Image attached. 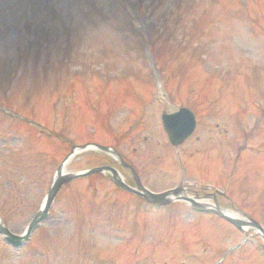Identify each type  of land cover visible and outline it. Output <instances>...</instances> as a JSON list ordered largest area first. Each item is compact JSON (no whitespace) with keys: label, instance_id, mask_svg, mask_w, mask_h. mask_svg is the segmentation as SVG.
Wrapping results in <instances>:
<instances>
[{"label":"rangeland","instance_id":"obj_1","mask_svg":"<svg viewBox=\"0 0 264 264\" xmlns=\"http://www.w3.org/2000/svg\"><path fill=\"white\" fill-rule=\"evenodd\" d=\"M181 106L197 125L175 148L160 114ZM0 109L13 234L71 146L89 143L112 146L150 191L183 186L264 229V0H0ZM98 166L136 187L99 150L66 173ZM0 264H264V242L184 201L119 191L105 172L63 184L20 249L0 237Z\"/></svg>","mask_w":264,"mask_h":264},{"label":"water","instance_id":"obj_2","mask_svg":"<svg viewBox=\"0 0 264 264\" xmlns=\"http://www.w3.org/2000/svg\"><path fill=\"white\" fill-rule=\"evenodd\" d=\"M162 120H163V126L164 129L166 130V132L168 133L169 136V140L171 141L172 144L177 145L179 143H181L192 131L194 128V117L193 114L185 109V108H180V110L174 114H170V115H163L162 116ZM93 147H97L99 150L104 151V152H108L110 151V148L108 147H102V146H97V145H93ZM84 147H79V149H82ZM73 151H71L65 158V160L72 154ZM64 160V161H65ZM103 171H108L111 174L116 175V170L112 167H97V168H93L91 170L82 172V173H77V174H66V175H62L59 172V169L57 170V176L55 177V179L52 182V185L48 191V194L44 200V204L42 206V208L40 209V211L34 216V218L32 219V221L30 222L28 228H27V234L30 232V230L34 227V225L41 221L47 212V209L49 207V205L51 204L54 195L56 194V192L58 191V189L60 188V186L77 177V176H81V175H88L91 173H97V172H103ZM114 181L126 188L129 189V187H127L126 185H124L123 183H121L118 179H114ZM179 191V189H175L172 191H168L167 193H177ZM153 196V195H152ZM155 196V195H154ZM190 202L194 203L195 202L191 199H188ZM196 205V204H195ZM221 215V214H220ZM224 218H226L228 221L236 224V225H240L242 224H247L245 222H240V221H236L234 219H231L229 217L224 216ZM0 233H4L7 235V240L11 241L13 243L19 244L21 237L19 236H15L13 234H10L9 232H7L1 225H0Z\"/></svg>","mask_w":264,"mask_h":264},{"label":"bare ground","instance_id":"obj_3","mask_svg":"<svg viewBox=\"0 0 264 264\" xmlns=\"http://www.w3.org/2000/svg\"><path fill=\"white\" fill-rule=\"evenodd\" d=\"M86 150H91V148L88 147ZM84 151H85V150H84ZM80 152H82V149L80 150V149L75 148V149L73 150V153H72L71 157H69L68 160H67L66 162H64L63 165H61V167H60V171H59V172H60L61 174H65V173H66L67 165L71 162V160L73 159V157H74L76 154L80 153ZM115 178H116V179H121V180H123V177H122L120 174L115 175ZM200 202H201L202 204H205V206H208V205H209V204L206 203V200H201ZM211 207H214V206L211 205ZM216 208H218V207H216ZM221 209H222V208H221ZM222 210H223L224 212L228 213L230 216H233V217H237V218H238V216H237L236 214H233V213H231V212H228V211H226V210H224V209H222ZM0 223H1V221H0Z\"/></svg>","mask_w":264,"mask_h":264}]
</instances>
